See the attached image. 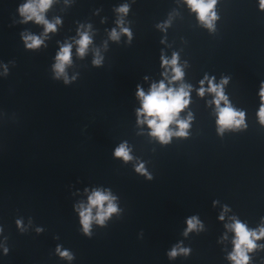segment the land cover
<instances>
[{"label":"water","instance_id":"obj_1","mask_svg":"<svg viewBox=\"0 0 264 264\" xmlns=\"http://www.w3.org/2000/svg\"><path fill=\"white\" fill-rule=\"evenodd\" d=\"M22 0H0V60H15L7 77H0V223L9 236L10 252L0 264H67L53 252L57 243L70 248L72 264H227L216 240L223 231L217 221L218 199L254 223L264 215V126L255 116L256 89L264 79V11L256 0H219L216 30L201 27L183 0H135L127 19L134 38L126 44L108 41L102 67L91 64L92 53L73 56L69 74L77 81L64 85L52 79L50 65L57 39L74 35L75 20H91L94 43L106 39L113 26V5L123 0H63L47 13L62 15L64 25L47 41L48 47L26 50L19 38L23 28L39 32L42 25L12 24ZM101 8L93 16L95 8ZM172 13L167 42L155 24ZM106 17L101 24L100 17ZM179 50L187 59L184 79L196 86L204 72L231 77L225 92L236 107L247 110V129L218 135L213 106L192 92L189 105L195 119L187 138L161 145L141 133L135 122V85L148 74L159 79V52ZM75 49H73V52ZM187 109L181 113L186 114ZM121 140L147 161L153 179L133 169L135 161L113 158ZM110 186L125 211L91 238L78 230L69 185ZM199 213L206 231L181 236L184 217ZM17 216L33 218L45 231L20 233ZM143 230V237L138 233ZM55 236L59 240L54 239ZM177 239L190 244L187 258L169 261L165 250ZM264 255V252L260 253Z\"/></svg>","mask_w":264,"mask_h":264},{"label":"clouds","instance_id":"obj_2","mask_svg":"<svg viewBox=\"0 0 264 264\" xmlns=\"http://www.w3.org/2000/svg\"><path fill=\"white\" fill-rule=\"evenodd\" d=\"M61 0H22L16 6V16L12 19V24L42 25L39 32H34L29 28H23L19 32L20 41L26 50L37 51L47 48V41L52 34H56L64 25L62 15L48 17L47 13L55 4ZM76 0H63L66 7L72 6ZM219 0H183L191 13H195L197 23L206 28L209 32L216 30V22L220 19L217 12ZM135 0H123V2L113 5L115 13L113 26L106 27V39L101 45L94 43V36L97 29L93 27L91 20H75L74 35H67L63 40L55 41L57 48L52 56L50 65L52 79L62 81L64 85L77 81L79 72L73 71L71 75L68 69L73 65V56L83 59L89 51L92 53L91 64L94 67H102L104 64V52L108 50V41L119 43L121 36H124L125 43L131 44L134 38L132 21L127 19L132 4ZM257 9L264 11V0H256ZM101 8L93 10L92 15H99ZM172 13L168 17L155 24L160 32L164 33L160 37V43L171 47L167 42V29L171 26ZM106 22V17H100V23ZM73 49L75 51L73 52ZM10 65L15 66V60H0V77H7L10 72ZM189 67L187 59L181 60L179 50H172L168 55L165 48L159 52V79H154L148 74L143 75L142 80L148 82L145 89L141 82L135 85L134 96L138 101V106L134 108L135 122L140 132H144L147 126V135L156 140L161 145L171 143L175 138H187L190 135L192 121L195 119L194 113L189 105L192 103V92L195 90L198 97H205L211 94V99L206 100V104L213 106V113L216 120V131L218 135H223L225 131H243L247 129V110L236 107L225 92L231 77L221 75L217 80L215 74L204 72L203 76L196 82L198 86L187 82L185 69ZM258 106L255 110L257 122L264 126V79H261L256 89ZM186 114L181 116L185 110ZM113 158H119L123 162L135 161L133 169L136 173L143 175L146 180H152V173L146 168L147 161L133 154V146L127 140H121L112 148ZM71 195L78 196L72 202V210L76 214L79 232L91 238L95 227H106L113 216L120 218L125 209L121 206L120 197L110 186L104 184H85L82 188L69 185ZM212 207L219 205L216 215L217 221L222 222L223 231L217 237V244L221 245L223 258L227 264H264V215H260L254 223H250L247 218H242L235 212L228 203H221L218 199L211 201ZM15 226L20 233L34 231L40 234L45 231L43 225L34 224L33 218L28 216H17L14 220ZM184 227L181 236L187 238L190 233L200 234L205 232L206 224L201 219L199 213H193L184 217ZM138 237H143V230L138 233ZM54 239L59 240L58 236ZM9 236L6 228L0 223V256H7L10 252ZM54 254L67 264H72L76 259V254L62 243H57L53 250ZM192 253L190 244H185L184 239H177L165 250V255L169 261H174L177 257L187 258Z\"/></svg>","mask_w":264,"mask_h":264}]
</instances>
